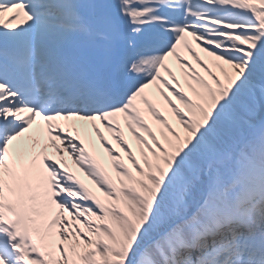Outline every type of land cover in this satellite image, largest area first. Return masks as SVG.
I'll return each instance as SVG.
<instances>
[{
    "label": "snow or ice",
    "instance_id": "6c2138e0",
    "mask_svg": "<svg viewBox=\"0 0 264 264\" xmlns=\"http://www.w3.org/2000/svg\"><path fill=\"white\" fill-rule=\"evenodd\" d=\"M0 264H264V0H0Z\"/></svg>",
    "mask_w": 264,
    "mask_h": 264
},
{
    "label": "bare ground",
    "instance_id": "6f19581e",
    "mask_svg": "<svg viewBox=\"0 0 264 264\" xmlns=\"http://www.w3.org/2000/svg\"><path fill=\"white\" fill-rule=\"evenodd\" d=\"M199 70V69H198ZM106 133V132H105ZM100 151H102V149H100Z\"/></svg>",
    "mask_w": 264,
    "mask_h": 264
}]
</instances>
